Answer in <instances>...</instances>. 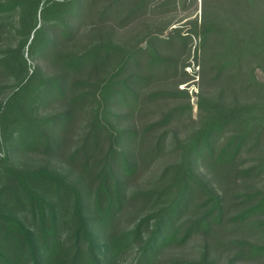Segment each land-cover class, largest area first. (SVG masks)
Returning a JSON list of instances; mask_svg holds the SVG:
<instances>
[{
    "label": "trees",
    "instance_id": "16d2710c",
    "mask_svg": "<svg viewBox=\"0 0 264 264\" xmlns=\"http://www.w3.org/2000/svg\"><path fill=\"white\" fill-rule=\"evenodd\" d=\"M84 1L0 0L28 32L0 57L15 78L0 100V264H264V0H192L200 15L185 33L58 49L53 74L29 73L26 47L42 56L68 40L41 39L48 26L69 37L80 12L122 26L150 3ZM191 39L211 89L196 94L195 118L178 86L141 98L144 82L188 66L164 51ZM176 99L187 104L139 118Z\"/></svg>",
    "mask_w": 264,
    "mask_h": 264
},
{
    "label": "rangeland",
    "instance_id": "374dc122",
    "mask_svg": "<svg viewBox=\"0 0 264 264\" xmlns=\"http://www.w3.org/2000/svg\"><path fill=\"white\" fill-rule=\"evenodd\" d=\"M43 2L45 0H42ZM80 5L85 3L84 0H79ZM200 4H195L192 0H181L176 2L172 0H150L146 11L138 12L134 18L128 24H123L122 26L117 25L120 17L110 16L109 19L100 24L98 20L91 17H85V14L80 12V17L78 19H70L69 24L72 28L71 35L69 37H61L60 29L58 27H49L46 28L45 35L41 39L50 38V39H68L67 41H60L59 47L49 49L52 52L39 56L38 51L31 56L28 53V50L25 48L24 57L27 60L29 65V73L34 70V68H39V74L42 77L49 76L56 71L54 65H52L51 54L53 52L61 49L64 52H80L82 51L87 44L94 42L96 40H111L117 44H121L125 47H135L137 45H143L146 37H158L162 35L166 37L172 28H180L185 33L188 31L189 19H194L200 15ZM81 8V9H82ZM80 9V10H81ZM83 11V10H82ZM124 13H121L119 16H123ZM20 16L18 11H11L9 13L2 14L0 16V57L4 55L11 49H13L22 39H25L28 36V32L25 28L22 27V24L19 20ZM38 24L43 25L42 18L40 15L37 16ZM38 28V26H37ZM33 38V33L29 36V39ZM58 44V43H57ZM155 48L159 47L158 43L154 44ZM198 45V39H191L186 41L185 44L176 45L173 43V46L169 49H166L165 54L172 58L176 59L178 67L182 66L184 63H188V66L184 70H178L176 74H167L161 75L157 74L144 82V88L141 91V98L147 97L149 90L154 89H172L175 86H178V89H184L188 94V103L192 106V115L195 118L198 113L197 109V97L200 87H202L205 93L211 91L210 87H207L200 83L199 77L194 75L195 72H198L199 68L196 65V62L193 58L195 47ZM158 49V48H157ZM187 75L185 76L184 73ZM82 77L87 76V72H82ZM102 76H98L101 78ZM15 78L7 72L4 67H0V100L7 95L9 92L13 91L15 88ZM96 78L92 76V82ZM187 81L186 83H180V81ZM187 100H165L161 102H156L153 100V103L146 105L142 111H144L140 119L149 117L150 110L161 109L170 106L186 105ZM62 103H50L48 104V111H53V108L61 109L60 106ZM188 113L184 114L182 121L178 124V129L180 132L184 133L189 130L190 125L188 121ZM132 119H137L136 116H133ZM138 120V119H137ZM132 123L136 124V121L132 120ZM80 126V119L74 123L75 127L71 134L75 133V130H78ZM77 128V129H76ZM27 159H23L26 161ZM18 159L15 160L17 162ZM135 181V180H134ZM138 180L132 182L131 185H136ZM189 246L185 249H188ZM189 251L182 252L183 255H188ZM127 264V263H126ZM160 264H170V263H160Z\"/></svg>",
    "mask_w": 264,
    "mask_h": 264
}]
</instances>
